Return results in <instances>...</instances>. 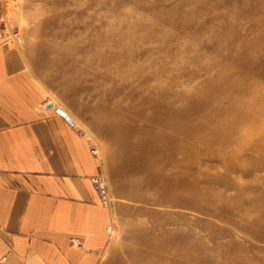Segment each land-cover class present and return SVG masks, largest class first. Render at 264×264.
I'll list each match as a JSON object with an SVG mask.
<instances>
[{
  "label": "rangeland",
  "instance_id": "rangeland-1",
  "mask_svg": "<svg viewBox=\"0 0 264 264\" xmlns=\"http://www.w3.org/2000/svg\"><path fill=\"white\" fill-rule=\"evenodd\" d=\"M4 26L19 30L22 42L1 36ZM263 27L264 0H0V41L21 49L34 100L68 114L97 162L95 176L105 181L108 202L98 198L111 220L98 264H142L140 256L157 264L162 238L190 256L208 253L206 264H264V168L232 171L227 190L207 183L224 203L182 200L188 195L167 203L161 180L138 168V135L118 139L122 129L144 123L136 118L141 110L149 117L155 108L161 116L187 110L194 98L221 91L210 89L212 81L237 79ZM248 54L249 73L261 83L253 82L242 104L264 90V47ZM118 143L133 152L118 160L112 151ZM72 244L84 246L80 238ZM174 248L167 251L178 254Z\"/></svg>",
  "mask_w": 264,
  "mask_h": 264
},
{
  "label": "crops",
  "instance_id": "crops-1",
  "mask_svg": "<svg viewBox=\"0 0 264 264\" xmlns=\"http://www.w3.org/2000/svg\"><path fill=\"white\" fill-rule=\"evenodd\" d=\"M23 61L0 41V264H98L111 215L92 185L97 162L56 107L34 100Z\"/></svg>",
  "mask_w": 264,
  "mask_h": 264
},
{
  "label": "bare ground",
  "instance_id": "bare-ground-1",
  "mask_svg": "<svg viewBox=\"0 0 264 264\" xmlns=\"http://www.w3.org/2000/svg\"><path fill=\"white\" fill-rule=\"evenodd\" d=\"M256 37L255 43L251 41L252 44L244 52L239 73L235 74L237 79L228 81L225 78L220 82L210 83V89L221 91L205 99L194 98L187 110L165 112L162 116L157 112L158 108L154 109L151 117L141 110L136 115L138 120L144 122L141 126L127 127L118 132L121 143L128 141L134 134L138 135L133 145L138 168L150 170L153 180L162 181L159 183H163L166 191L163 198L167 203H175L176 198L181 199L184 195H188V198L182 200L207 199L224 203L225 195L206 185L207 183L224 185L227 190V181L232 171L240 169L244 175H250L254 166L257 170L264 168V90L253 92V97L242 104V99L252 92L250 88L253 87V82L261 83L260 75L253 76L249 73L254 56L246 55L251 49L264 47L263 35ZM220 101H223V105ZM148 105L144 101L140 107ZM158 142L163 145L157 146ZM129 150L131 149L126 150L123 144L118 143L112 151L114 157L120 160L124 159ZM204 161L207 163L203 164ZM198 170L202 173L195 176L192 171ZM221 177L223 178L220 179ZM256 207L253 203L241 215L247 216ZM262 208L259 210L264 215V205ZM170 244H173V251L179 255L167 251ZM182 246L176 245V241L162 238L156 245L157 264H201L202 261H208V253L204 256L192 253L190 256V252L179 250ZM138 259L146 264L141 256Z\"/></svg>",
  "mask_w": 264,
  "mask_h": 264
},
{
  "label": "built area",
  "instance_id": "built-area-1",
  "mask_svg": "<svg viewBox=\"0 0 264 264\" xmlns=\"http://www.w3.org/2000/svg\"><path fill=\"white\" fill-rule=\"evenodd\" d=\"M1 36H4L5 38H7L8 40H11L13 42H17V43H21L22 42V37L20 35V31L19 30H14V31H10L8 27L2 28L1 30ZM95 149H92V153L95 154ZM92 185L95 189V191L97 192L99 198L101 199V201L103 203H107L108 202V194H107V189H106V184L105 181L103 180V178L101 176H95L92 178ZM77 245L80 247L82 246L79 243V240H76Z\"/></svg>",
  "mask_w": 264,
  "mask_h": 264
},
{
  "label": "water",
  "instance_id": "water-1",
  "mask_svg": "<svg viewBox=\"0 0 264 264\" xmlns=\"http://www.w3.org/2000/svg\"><path fill=\"white\" fill-rule=\"evenodd\" d=\"M54 107H55L54 103H50V104L48 105V108H49V109L54 108ZM58 113H59L61 116H63V117H64V118H65L70 124H73L71 118L68 116V114H67L66 112H64V111L61 110V109H58Z\"/></svg>",
  "mask_w": 264,
  "mask_h": 264
}]
</instances>
